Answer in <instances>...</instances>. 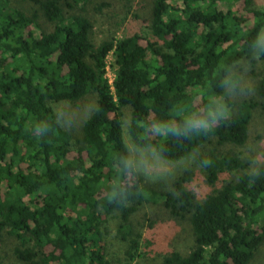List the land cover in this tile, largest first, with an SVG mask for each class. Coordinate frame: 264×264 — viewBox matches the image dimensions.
Here are the masks:
<instances>
[{"label": "trees", "instance_id": "obj_1", "mask_svg": "<svg viewBox=\"0 0 264 264\" xmlns=\"http://www.w3.org/2000/svg\"><path fill=\"white\" fill-rule=\"evenodd\" d=\"M15 1L0 0V242L16 261L0 264H134L152 245L138 219L158 206L193 237L160 264H251L264 246V166L250 172L233 149L264 109V11L253 0H154L146 31L95 45L92 22L75 12L84 0H27L28 13ZM241 63L256 97L233 100ZM90 96L75 139L54 106ZM125 131L164 162L196 154L197 170L167 191L146 185ZM200 184L220 187L198 201ZM111 238L128 243L123 261L107 254Z\"/></svg>", "mask_w": 264, "mask_h": 264}, {"label": "rangeland", "instance_id": "obj_2", "mask_svg": "<svg viewBox=\"0 0 264 264\" xmlns=\"http://www.w3.org/2000/svg\"><path fill=\"white\" fill-rule=\"evenodd\" d=\"M154 0H84L83 5L75 9L76 13H83L93 24L91 39L95 45H99L108 39H120L133 33L146 31L152 14ZM255 8L264 11V0H253ZM15 6L27 13L30 4L27 0H16ZM242 3L235 5L219 4V9L226 11L240 10ZM138 16L139 19L134 18ZM264 42V29L261 31L259 43ZM112 56L109 57V75H114L112 68ZM241 82L238 93H231L233 100L251 99L256 97L255 87L258 79L250 73V68L245 63L240 65ZM95 108V99L90 96L76 104H59L54 109L58 120L64 129L72 130L75 139L82 136V126ZM125 143L128 147L129 159L134 168L142 175L146 185L158 190L167 191L171 182L181 175L186 169L195 166V155L177 162H164L157 156L154 149H137L133 146L130 136L125 131ZM244 159L250 162V172L255 173L264 166V109L255 111V116L249 130V139L246 145L239 149H233ZM202 188L194 189L198 201H202L206 195L211 194L220 186L210 188L200 184ZM143 213L146 215L142 217ZM138 221L141 224V233L144 238L151 241L150 248L145 249L150 254H143V259H138L134 264H160L163 257L172 250L187 253L193 245V237L187 220L171 219L163 208L158 206L152 212L149 208L143 210ZM119 219L116 215L110 221L111 236L116 233ZM110 236V237H111ZM128 246L127 242L110 239L107 254L114 260H124V252ZM12 243L9 240L0 242V255H6L10 263L16 261L12 258ZM19 264V263H16ZM251 264H264V246L260 249Z\"/></svg>", "mask_w": 264, "mask_h": 264}, {"label": "built area", "instance_id": "obj_3", "mask_svg": "<svg viewBox=\"0 0 264 264\" xmlns=\"http://www.w3.org/2000/svg\"><path fill=\"white\" fill-rule=\"evenodd\" d=\"M109 57H108V59H109ZM108 59H107V74H106V77L108 79V82H109L110 87L112 88V86H113V80H114V75L112 77L109 75V63H108Z\"/></svg>", "mask_w": 264, "mask_h": 264}]
</instances>
